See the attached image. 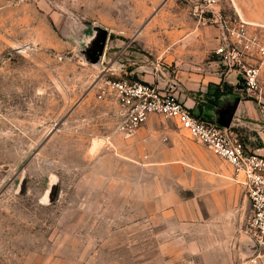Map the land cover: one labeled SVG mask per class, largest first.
Wrapping results in <instances>:
<instances>
[{"label":"rangeland","instance_id":"obj_1","mask_svg":"<svg viewBox=\"0 0 264 264\" xmlns=\"http://www.w3.org/2000/svg\"><path fill=\"white\" fill-rule=\"evenodd\" d=\"M166 2L0 0V264H160L150 226L160 180L138 141L129 159L115 146L120 107L98 94L108 79L135 78L124 69L152 72L160 34L141 30L153 15L147 27L177 26L184 1ZM215 6L264 37V0ZM94 28L107 39L91 63L83 51ZM150 119L189 136L171 119ZM249 214L247 199L233 211L238 236ZM257 253L264 264V247L249 257Z\"/></svg>","mask_w":264,"mask_h":264},{"label":"crops","instance_id":"obj_2","mask_svg":"<svg viewBox=\"0 0 264 264\" xmlns=\"http://www.w3.org/2000/svg\"><path fill=\"white\" fill-rule=\"evenodd\" d=\"M154 18L141 30L160 34L156 45L149 46L152 72L140 71L142 65L135 64L121 70L136 78L132 80L150 82L159 89L171 85L177 97L201 117H216L215 110L238 97L230 128L241 136L248 151L264 156L263 81L259 94L242 89L237 73L228 71L214 52L221 43L218 26L199 20L190 4L184 3L172 17L176 27L173 23L165 29L147 27ZM248 28L258 37L254 28ZM261 73L263 80V67ZM216 85L223 91L218 98ZM149 118L130 136L115 132L114 138L119 150L124 144L123 155L128 159L131 143L143 145L144 164H150L160 180L154 210L158 220L150 221V226L158 228L155 243L159 244L160 264H244L257 248L247 223L243 236L235 231L239 221H232V213L248 198L242 185L233 180L231 166L181 131ZM236 215H241V209Z\"/></svg>","mask_w":264,"mask_h":264},{"label":"built area","instance_id":"obj_3","mask_svg":"<svg viewBox=\"0 0 264 264\" xmlns=\"http://www.w3.org/2000/svg\"><path fill=\"white\" fill-rule=\"evenodd\" d=\"M190 4L193 14L205 23L218 26L221 43L215 49L228 71L237 73L242 89L250 94L259 92V76L264 64V37L250 33L245 21H231L216 9L217 0H183ZM168 85L159 89L150 82L126 78L108 79L98 98L112 95L120 107L116 131L125 136L146 122L149 115L157 114L173 120L189 137L224 159L232 169V178L242 185L248 198L250 214L247 231L256 246L264 247V156L248 151L241 138L229 127H222L194 114ZM257 253L244 264H258ZM252 257V256H251Z\"/></svg>","mask_w":264,"mask_h":264},{"label":"water","instance_id":"obj_4","mask_svg":"<svg viewBox=\"0 0 264 264\" xmlns=\"http://www.w3.org/2000/svg\"><path fill=\"white\" fill-rule=\"evenodd\" d=\"M107 39V31L101 28H94L91 38L89 40V45L83 51V54L87 61L91 63H95L99 61ZM238 97L234 99L233 102H229L227 106L218 108L215 110L217 114L216 117H210L204 115L203 118L216 123L222 127H229L231 123V119L233 117L235 107L238 101ZM255 248H257L256 244L254 243Z\"/></svg>","mask_w":264,"mask_h":264},{"label":"trees","instance_id":"obj_5","mask_svg":"<svg viewBox=\"0 0 264 264\" xmlns=\"http://www.w3.org/2000/svg\"><path fill=\"white\" fill-rule=\"evenodd\" d=\"M222 87L224 89L226 88L227 90L230 89L229 86L226 83H222ZM214 91H215V94H216L215 98H218L223 93V91H219V85H216Z\"/></svg>","mask_w":264,"mask_h":264}]
</instances>
